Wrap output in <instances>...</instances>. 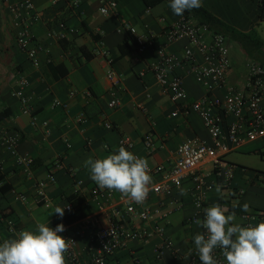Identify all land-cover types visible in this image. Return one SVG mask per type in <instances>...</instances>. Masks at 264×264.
<instances>
[{"label":"crops","instance_id":"obj_1","mask_svg":"<svg viewBox=\"0 0 264 264\" xmlns=\"http://www.w3.org/2000/svg\"><path fill=\"white\" fill-rule=\"evenodd\" d=\"M19 1L0 0V110L7 108L8 112L0 119V138L13 129L21 134L15 154L0 144L1 241L14 238L21 230L35 231L38 223L48 221L50 226L62 220L72 209H65L63 217L49 214L57 206L65 208L70 194L84 198L81 205L84 215L64 223L66 232H72L84 217L95 214L97 207L91 197L95 182L90 179L84 162L116 152L122 136L133 140L132 147L124 146L126 150L146 158L152 166L161 164L165 169L173 164L175 149L182 141L195 137L211 142L198 113L180 111L167 91L156 82L152 71L147 69L148 62L155 57L154 50L146 49L136 60L133 38L122 27V21L127 20L139 32L147 29L160 32L163 27L160 16L168 22L179 18L167 2L116 0V12L103 15L98 10L100 0H80L77 7L67 6L62 1L31 0L38 17L31 20L30 31L33 42L42 47L38 53L39 65L35 66L15 40L13 13L8 6ZM202 5L235 30L253 32L262 41L244 46L225 34L229 40L231 61L227 82L236 89H243L246 62L249 59L264 62V5L260 8L259 0H202ZM59 22L66 25L62 39L48 35L50 29L59 28ZM98 39H102L109 49L110 63L94 53L99 46ZM124 42L123 48L129 46L128 51L119 55L118 45ZM185 44L187 39L183 37L166 45V49L180 53ZM109 68L121 77L118 91L120 103L113 108L107 104L110 82L106 72ZM141 69L144 70L143 75L138 74ZM173 72L182 75L187 100L204 94V87L194 79L188 63L179 64ZM21 79L26 81L21 88L26 101L17 94ZM215 92L223 96L225 88ZM138 101L143 102L146 110L136 106ZM81 114L84 121L77 119ZM230 120L231 116H227L226 121ZM105 121H109L112 127H106ZM147 132L152 134L156 144L152 152H147L143 144ZM252 150L264 153V138L247 141L224 155L234 165L229 183L216 173V167L209 159L197 168L198 173L204 174L213 183L207 193L208 205L220 204L228 209L226 215L235 212L234 222L240 225L243 211L230 210V206L247 203L248 211H264V165L250 166L242 161L244 152ZM26 152L32 157L31 163L27 166L18 164L16 156ZM56 158L75 171L76 177L82 180L80 185L65 168H55ZM49 173H54L55 181L45 185V196L40 198L35 192V182L46 178ZM150 175L153 180L149 187L159 181L163 173ZM193 187L192 176L185 177L173 193L175 209L166 223V234L180 253L194 249L195 235L203 234L201 226L187 222L195 212ZM180 188L186 189L187 194L180 195ZM239 189H243L241 194L237 193ZM20 194L25 197L21 198ZM114 195L121 194L115 191ZM163 198L167 197L154 193L150 188L144 204L154 205ZM5 216L15 221L16 233L7 230ZM105 220L102 218L103 222ZM262 221L264 218H259L257 224ZM88 240L87 233L78 237L79 247L86 246ZM162 240L158 235L143 243L129 240L108 259L107 264H138L135 258L141 264H157L153 247ZM162 259L165 264H182L181 258L172 255L168 248L163 249Z\"/></svg>","mask_w":264,"mask_h":264},{"label":"built area","instance_id":"obj_2","mask_svg":"<svg viewBox=\"0 0 264 264\" xmlns=\"http://www.w3.org/2000/svg\"><path fill=\"white\" fill-rule=\"evenodd\" d=\"M60 1L70 7H77L80 3V0H52L53 3ZM8 7L13 13V24L16 28L15 40L18 47L26 53L33 65H39L38 53L42 47L33 42L30 31V22L37 19L38 12L31 0H21ZM116 9V0H100L98 10L103 15L115 13ZM159 19L163 22L160 32L151 29L139 32L127 20L122 21V27L133 37L136 60L146 49L154 50L155 57L148 62L147 69L152 71L156 82L167 91L170 100L178 105L180 111L198 113L211 137V142L195 137L186 139L176 147L175 159L168 169L161 164L155 166L149 164V174L163 173L162 178L151 185V191L167 197L154 205H145V201L137 204L122 195L116 197L114 190L101 189L95 183L91 190V197L97 207L96 213L81 219L72 232L63 231L59 234L72 241L69 250L65 253V264H107L108 259L118 249L126 246L129 240H138L143 243L153 235L161 236L163 239L161 243L153 247L157 264H165L162 259L164 248H168L172 255H178L182 264H200L195 248L180 253L166 234L167 220L175 209L174 191L181 186L185 177L192 176L195 212L187 219V222L196 223L197 220H203L204 209L210 207L207 203V193L213 187V183L209 182L204 174L197 172L199 165L206 159L211 160L216 167V173L223 176L225 183H229L233 176L234 165L229 163L224 155L247 141L264 138V62L249 59L245 64L244 88L236 89L227 82V72L231 61L229 40L225 34L211 29L205 23L198 22L191 15L179 16L170 22L166 21L164 16H160ZM58 27L57 30L50 29L48 35L58 39L64 38L65 23L59 22ZM159 37L160 42H158ZM183 37L187 39V44L182 47L180 53L166 49V45ZM97 41L99 46L94 53L103 56L110 63L112 58L109 56V49L104 46L102 39ZM184 62L189 64V71L194 79L205 89L202 96L191 101L186 99L182 75L173 72L176 66ZM138 74L143 75L144 70L141 69ZM106 77L110 82L107 104L112 108L117 107L120 103L118 91L121 88V77L113 68L107 70ZM25 84L26 81L21 79L20 89L17 90V94L23 101L27 100L21 91ZM221 88H225L223 96L215 92ZM70 93L72 94L73 91ZM86 94L90 96L89 91ZM55 103L59 104L60 101ZM136 106L146 110L141 101H138ZM227 116H231L230 121H226ZM77 119L84 121V115H79ZM104 125L112 127L109 121H105ZM20 137V132L13 129L2 135L0 144L15 154ZM118 144L132 147L133 140L129 136H122ZM143 144L147 152H152L156 148L150 132L145 134ZM16 161L18 164L27 166L31 163L32 157L26 152L18 154ZM54 166L58 169L65 168L76 184L82 183V180L76 177L75 171L66 166L60 158L54 160ZM54 181V173L36 180L34 188L37 196L44 197L45 185ZM242 191L243 189H239L237 193L241 194ZM20 197L25 196L20 194ZM65 209L67 211L72 209L70 202L66 203ZM240 215L241 226H255L259 218H264V211H243ZM4 218L7 230L16 233L18 229L15 221L6 216ZM102 218L106 219L105 222ZM204 232L203 229V234ZM85 233L88 234V243L84 247H79L78 237ZM3 241L0 240V243ZM213 255L218 264H226L221 250H215ZM135 261L141 264L138 258H135Z\"/></svg>","mask_w":264,"mask_h":264},{"label":"clouds","instance_id":"obj_3","mask_svg":"<svg viewBox=\"0 0 264 264\" xmlns=\"http://www.w3.org/2000/svg\"><path fill=\"white\" fill-rule=\"evenodd\" d=\"M169 7L177 16L185 11L199 9L202 0H170ZM90 179L99 188L115 190L137 204L147 199L152 183L149 162L120 146L116 152L102 158H89L84 162ZM217 192L220 188L217 187ZM187 190L180 188V195ZM245 203L242 211L247 212ZM65 208L57 206L53 212L63 217ZM220 204L204 209V219L197 220L204 234H196L194 245L200 264H218L214 251L221 250L226 264H264V221L257 225L241 226L235 223L236 213ZM65 231L63 224L54 229L47 223H38L35 231L21 230L14 238L0 243V264H65V253L71 240L58 233Z\"/></svg>","mask_w":264,"mask_h":264},{"label":"trees","instance_id":"obj_4","mask_svg":"<svg viewBox=\"0 0 264 264\" xmlns=\"http://www.w3.org/2000/svg\"><path fill=\"white\" fill-rule=\"evenodd\" d=\"M167 2L169 4L170 0H151L152 3H160V2ZM264 5V0H259V6L260 8ZM183 15H191L193 16L198 22L207 24L211 29L215 31H220L229 37H232L233 39L240 42L242 45H247L250 42L257 43L262 41H259L258 38L255 37V33H242L240 31L235 30L233 27L222 21L219 17L214 15L210 10L205 8L203 5L199 9H193L191 11H185ZM133 38V37H132ZM124 43H120L118 45L119 55H123L128 51L129 46L123 48ZM8 114L7 108L0 110V119L3 118ZM0 179H1V173H0ZM2 187V186H1ZM67 199L72 205V210L69 211L64 215L62 220L54 222L50 225L53 229L59 225L64 223H69L74 221L75 219L82 217L84 215V211L82 210V203L84 201V198L79 196L78 194H70ZM242 204L238 203L234 206H230V210H242Z\"/></svg>","mask_w":264,"mask_h":264},{"label":"rangeland","instance_id":"obj_5","mask_svg":"<svg viewBox=\"0 0 264 264\" xmlns=\"http://www.w3.org/2000/svg\"><path fill=\"white\" fill-rule=\"evenodd\" d=\"M242 161L250 166L264 165V153L246 151L243 154Z\"/></svg>","mask_w":264,"mask_h":264}]
</instances>
